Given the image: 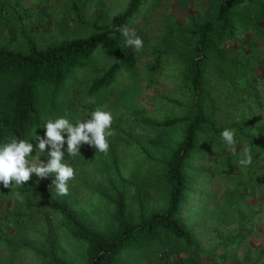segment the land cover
Masks as SVG:
<instances>
[{
  "label": "trees",
  "instance_id": "1",
  "mask_svg": "<svg viewBox=\"0 0 264 264\" xmlns=\"http://www.w3.org/2000/svg\"><path fill=\"white\" fill-rule=\"evenodd\" d=\"M148 2L131 0L110 23H95L90 35L56 46L40 48L26 37L18 44L20 48L0 47V144L13 138L31 140L35 133L43 135L50 112L60 106L72 111L79 109L80 104L84 109H90L94 102L104 105L101 103H106L115 90L117 75L137 71L140 58L126 44L120 30L133 26ZM208 3V15H191L185 26L174 27V33L179 36H174V42L171 34H167L165 49L153 62V69L157 71L163 55L167 59L174 55V63L180 62L178 71L185 80H177L181 89L177 92L188 104L181 116L163 122L141 121L147 133L143 136L144 143L138 142L137 149L143 161L157 168L154 180L165 190L164 209L160 212L149 209L145 201L148 192L137 191V207L134 212L127 211V190L133 184L121 174L115 161L112 181L121 189V194L113 198L102 193L101 197L115 206L114 219L105 231L89 225L64 199L19 202L27 210H49L63 217L72 238L85 247V259L79 264H153L157 254L162 260L166 256L174 258V264H227L229 261L264 264V240L260 239L264 235V113L256 110L264 109V100L261 92L250 88L259 80L264 83V50L256 41V53L235 54L238 32L245 30L254 37L257 33L264 36V0H209ZM100 49L110 63L105 73L93 80L86 76L77 86L71 85L70 80H77L79 72L93 64L94 54ZM246 60L250 67L243 74L245 80H222L242 77L237 68ZM210 65L228 93L241 96L240 88L246 93L252 92V98L236 102L237 114H231L228 119L236 120L232 123L220 121L209 80H203ZM78 90L79 94L75 92ZM242 102L245 104L239 108ZM240 117L244 120L238 121ZM176 128L183 129V136L174 144L170 131ZM225 128L235 130L238 143L234 150H227L221 138ZM244 149H250L253 155V163L247 167L239 163ZM205 151L215 154L213 157L223 166V173L220 168L216 172L201 173L195 160L202 159ZM203 175L208 185L198 183L197 178ZM99 180V189H103L106 179L101 176ZM220 182L232 187L226 192L229 213L235 214L236 221L230 255L223 253L222 248L202 251L193 232L182 221L184 207L198 196L200 200L210 199ZM39 183L30 178L13 190L18 196L38 194L45 190ZM248 199L254 203L247 204ZM239 236L238 243H234ZM34 252L45 264H76L61 255L53 240L34 248Z\"/></svg>",
  "mask_w": 264,
  "mask_h": 264
},
{
  "label": "rangeland",
  "instance_id": "2",
  "mask_svg": "<svg viewBox=\"0 0 264 264\" xmlns=\"http://www.w3.org/2000/svg\"><path fill=\"white\" fill-rule=\"evenodd\" d=\"M130 1L0 0V47L20 48L18 44L26 40V37L34 40L40 48H46L76 37L88 36L95 23L101 25L110 23L117 14L126 9ZM208 1L150 0L143 8L140 18L128 28L134 29L144 41V47L139 51L136 50L140 58L136 73H119L115 79L119 81L115 82L113 88L115 90L110 93L106 103L105 101L101 103V105L104 104L102 106L94 102L90 104V109H84L80 104L77 110L70 111L67 107L60 106L57 111L50 112L49 119L68 113L69 119L76 123L78 120L88 118L98 107L111 111L114 119L113 134L108 137L110 148L105 154L95 152L94 148L83 145L80 155L68 157L66 154L67 163L76 169L74 179L69 181V191L66 195H57L51 190V176L40 179L35 174H32L31 180L43 184L45 190L41 193L18 196L19 194L13 189L19 185L15 184L9 188L0 189V264H45L35 254L34 248L43 247L48 240L54 241L58 251L68 261L76 264L83 262L85 247L72 238L59 213L36 208L27 210L19 202L35 203L51 198L64 199L89 225L99 231H105L112 224L115 206L101 197L102 193L113 198L121 194L119 193L121 189L116 188L112 181L111 172L114 170L112 165L114 161L121 174L133 184L129 185L127 190V211L134 212L135 206L137 207L136 199H139L137 191L148 192L145 201L149 209L156 212L164 209L165 190L154 180L157 168L143 161L137 149L138 142L143 144L145 141L143 136L147 133V128L141 124V121L163 122L166 119L181 116L187 110L188 104L184 96L177 92L181 91L177 80H185L184 75L178 71L180 62L174 63V55L169 59L167 55H163L161 68L158 71L153 69V62L157 54L164 51L163 44L167 34H171L173 42L174 36L179 37L178 33H174V27L185 26L191 15L204 17L209 14ZM237 40L239 43L235 44L236 55L252 51L256 53L254 49L256 41L260 49L264 50V36L261 34L257 33L254 37L250 32L243 30L238 32ZM260 49L257 50L258 54L261 53ZM107 57L103 49L97 50L91 61L93 64L86 68V71L81 70L78 79L70 80L69 83L71 85L76 83L75 86H77V82L86 76L88 80L100 77L110 65ZM249 67L246 60L237 68L242 73V77L236 76L237 78L232 77V79L225 77L222 80H245L246 75L243 74ZM219 77L210 65L203 80H209V89L219 109L217 115L221 122H226L230 120L231 114H237L236 102H240L242 98H252L253 95L252 92L246 93L244 88L243 90L240 88L243 91L241 96L228 93ZM250 88L252 91L261 92V99L264 100L262 81L259 80ZM75 92L79 94L80 90ZM243 104L245 103L242 102L239 108ZM256 110L264 113V109L260 107ZM237 120H244V118L240 117ZM234 121L236 120L228 122ZM170 135L174 144L179 143L182 140L183 129L176 128L170 131ZM35 154L34 148L32 155ZM213 156L215 154L205 151L202 159L195 160V165L201 168V173H207L208 170L216 172L215 169L223 167ZM40 159L46 160V157L42 155ZM221 171L224 172L222 169ZM101 176L106 179L103 189H99ZM197 180L198 183L203 182L208 185L204 175L199 176ZM225 186L220 182L215 187L219 189L213 188L214 196L210 199L200 200L201 197L198 196L183 209L182 221L193 232L196 243L204 252L222 248L223 253L229 255L233 253V243L230 240L233 237L236 221L233 217L235 214L229 213L226 193L232 187ZM251 203H254V200L248 199L247 204ZM239 239L240 236L235 237L234 243H238ZM260 239L264 240V235ZM220 245L223 246L220 247ZM235 249L237 248L235 247L234 251ZM153 259L155 262L153 264H174V258L168 256L162 260L157 254ZM204 260L206 261V258ZM227 264H231V261Z\"/></svg>",
  "mask_w": 264,
  "mask_h": 264
},
{
  "label": "clouds",
  "instance_id": "3",
  "mask_svg": "<svg viewBox=\"0 0 264 264\" xmlns=\"http://www.w3.org/2000/svg\"><path fill=\"white\" fill-rule=\"evenodd\" d=\"M120 31L126 37L129 47L137 51L144 47L143 38L134 29L125 27ZM113 119L111 111L99 107L88 118L76 123L65 113L47 119L43 126V135L35 133L31 140L13 138L0 144V189L9 188L13 184L24 185L35 174L40 179L51 176V190L57 195H66L69 181L76 175V169L66 161V154L68 157L80 155L83 145L94 148L95 152L106 154L110 148L108 137L113 134ZM220 135L226 149L234 150L238 143L235 130L225 128ZM34 148L36 154L32 155ZM42 155L46 160L40 159ZM239 163L245 167L253 163L250 149H244Z\"/></svg>",
  "mask_w": 264,
  "mask_h": 264
}]
</instances>
